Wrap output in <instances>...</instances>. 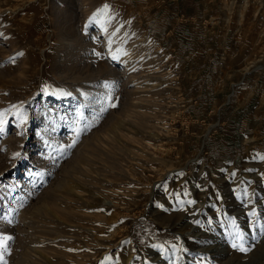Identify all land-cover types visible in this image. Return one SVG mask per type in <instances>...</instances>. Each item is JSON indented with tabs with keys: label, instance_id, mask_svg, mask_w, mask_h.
I'll return each mask as SVG.
<instances>
[{
	"label": "rangeland",
	"instance_id": "obj_1",
	"mask_svg": "<svg viewBox=\"0 0 264 264\" xmlns=\"http://www.w3.org/2000/svg\"><path fill=\"white\" fill-rule=\"evenodd\" d=\"M168 1L0 0L7 264H264V66L243 70L261 43L222 38L219 0L189 6L205 27L174 24ZM216 65L249 100L211 163L168 100L215 87Z\"/></svg>",
	"mask_w": 264,
	"mask_h": 264
},
{
	"label": "crops",
	"instance_id": "obj_2",
	"mask_svg": "<svg viewBox=\"0 0 264 264\" xmlns=\"http://www.w3.org/2000/svg\"><path fill=\"white\" fill-rule=\"evenodd\" d=\"M193 4L194 0H169V6L165 7L170 8L169 10L172 9V16L175 18L174 24L184 21L187 25L194 27V24H197V22L200 24L201 19L208 11L202 3H200L202 6H198L197 10H189V6ZM204 37L203 34H199V38L203 39ZM213 66L212 64L205 65L206 71H212L214 69ZM222 68V66L216 65L214 76L216 78V81H214L215 87H212V84L209 83V76L207 77V75L202 78V83L199 85L192 79L187 84L184 96L187 99L192 119L200 124V126L196 125L198 127L196 128L197 135L194 139L195 142L191 143L190 141L188 147L194 144L196 145V150H198L199 146L202 145L207 150V157L210 158V160H207L211 161V163L225 161L227 156L236 150L237 145L232 141V137L240 128L241 120L245 114L243 110L244 104L249 100L248 94L245 95L247 91L240 87V83L242 82H240L239 78L243 73H237V75L241 74L240 77L236 75V82L230 81L228 85L227 81L219 78ZM192 98H195V102L190 101ZM215 122L217 123L215 126L210 125ZM203 131L217 132L213 133V138L205 139L207 140L205 142L202 135ZM199 138H201L202 142Z\"/></svg>",
	"mask_w": 264,
	"mask_h": 264
},
{
	"label": "built area",
	"instance_id": "obj_3",
	"mask_svg": "<svg viewBox=\"0 0 264 264\" xmlns=\"http://www.w3.org/2000/svg\"><path fill=\"white\" fill-rule=\"evenodd\" d=\"M162 1V0H161ZM218 25L223 29V36L233 38L237 41L252 38L258 39L261 46L255 47V52L249 53L250 57L244 65V74L253 70L254 67L264 66V0H219L217 3ZM212 14L206 12L200 21V25L205 27L211 21ZM214 16V15H213ZM214 18V17H213ZM195 102V98L190 99ZM174 110V119H186L193 121L189 110L187 99L184 95H177L168 100Z\"/></svg>",
	"mask_w": 264,
	"mask_h": 264
},
{
	"label": "snow or ice",
	"instance_id": "obj_4",
	"mask_svg": "<svg viewBox=\"0 0 264 264\" xmlns=\"http://www.w3.org/2000/svg\"><path fill=\"white\" fill-rule=\"evenodd\" d=\"M107 7H108V6L105 5V8H107ZM114 58H115V57H114ZM110 106H111V107H115L114 104H111ZM78 135H79V132H77V136H78ZM75 143H76V141L73 140V144H72V145H69L68 147H69V148L73 147ZM16 155H19V154H16ZM262 159H264V157H262ZM250 215L255 216L256 213L253 212V213H251ZM197 223H199V222L197 221ZM11 239H12V237H10V236H5V235L0 234V262H3V264H7V261L4 260V256H5V254L8 252V242H9ZM233 247H234V248H238V250L241 251V252H247V251H250L249 248L244 247L242 244H241V245H237V244L234 243V244H233ZM106 259H108V258H106Z\"/></svg>",
	"mask_w": 264,
	"mask_h": 264
},
{
	"label": "bare ground",
	"instance_id": "obj_5",
	"mask_svg": "<svg viewBox=\"0 0 264 264\" xmlns=\"http://www.w3.org/2000/svg\"><path fill=\"white\" fill-rule=\"evenodd\" d=\"M264 238V237H263Z\"/></svg>",
	"mask_w": 264,
	"mask_h": 264
}]
</instances>
